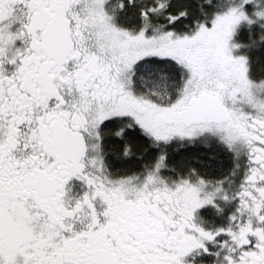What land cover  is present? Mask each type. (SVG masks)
I'll return each mask as SVG.
<instances>
[{"label": "snow or ice", "instance_id": "1", "mask_svg": "<svg viewBox=\"0 0 264 264\" xmlns=\"http://www.w3.org/2000/svg\"><path fill=\"white\" fill-rule=\"evenodd\" d=\"M0 264H264V0H0Z\"/></svg>", "mask_w": 264, "mask_h": 264}]
</instances>
